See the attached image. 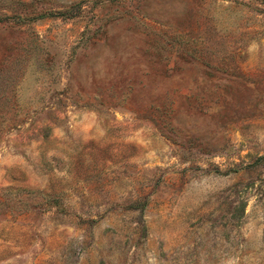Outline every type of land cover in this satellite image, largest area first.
I'll return each instance as SVG.
<instances>
[{"label":"rangeland","instance_id":"rangeland-1","mask_svg":"<svg viewBox=\"0 0 264 264\" xmlns=\"http://www.w3.org/2000/svg\"><path fill=\"white\" fill-rule=\"evenodd\" d=\"M261 7L0 0V264H264Z\"/></svg>","mask_w":264,"mask_h":264},{"label":"trees","instance_id":"trees-1","mask_svg":"<svg viewBox=\"0 0 264 264\" xmlns=\"http://www.w3.org/2000/svg\"><path fill=\"white\" fill-rule=\"evenodd\" d=\"M260 5H262L261 9L264 11V0H257ZM263 158V157H261Z\"/></svg>","mask_w":264,"mask_h":264}]
</instances>
